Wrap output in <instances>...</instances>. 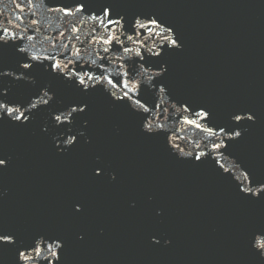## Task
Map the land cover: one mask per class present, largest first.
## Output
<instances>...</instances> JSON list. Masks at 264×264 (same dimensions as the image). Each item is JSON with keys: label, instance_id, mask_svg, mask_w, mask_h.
I'll list each match as a JSON object with an SVG mask.
<instances>
[{"label": "water", "instance_id": "1", "mask_svg": "<svg viewBox=\"0 0 264 264\" xmlns=\"http://www.w3.org/2000/svg\"><path fill=\"white\" fill-rule=\"evenodd\" d=\"M3 28L0 97L27 119L0 114V264L57 239L62 264H264V182L64 0H0Z\"/></svg>", "mask_w": 264, "mask_h": 264}, {"label": "snow or ice", "instance_id": "2", "mask_svg": "<svg viewBox=\"0 0 264 264\" xmlns=\"http://www.w3.org/2000/svg\"><path fill=\"white\" fill-rule=\"evenodd\" d=\"M28 2L30 3V0H28ZM19 6V5H18ZM60 11H62L64 13V15L69 16V15H73V11L69 10V9H60ZM75 11L81 12L83 13L85 11V6L84 4H80L78 8L75 9ZM21 21L23 20V17H20ZM92 19L97 20L99 22V24L101 26H103L104 28H106L109 32H114L115 29H113L111 26L112 25H116V26H120L121 25V20L119 19H113L111 17V12L108 8H104L100 11V13L97 14H93ZM32 23H36V21H32ZM137 25L140 28L146 29L148 32H152L153 28L156 29H160L161 28V22L158 19H149L147 24H143L141 23L139 20H137ZM171 31V28H168L165 30V32ZM11 36V39L15 40L16 34L15 32H10V28H3L0 29V42H4L5 39L8 36ZM114 37L109 36L107 39H104L102 42L105 44H109L112 42ZM131 39V37H129ZM165 39L168 41V43L174 47H179V44L177 43L176 39H171L167 36H165ZM105 51H107V49H105ZM125 51H130V49H125ZM158 54V53H157ZM54 67H59L58 64H54ZM23 67L28 68L30 67L29 64H24ZM89 79H92V77H89ZM99 79V78H96ZM81 84L85 83L84 79H80L79 81ZM109 83H111V81L109 80ZM127 95V93H125V96ZM121 99H123L124 97H120ZM45 103H47V101H45ZM85 107L86 106H77V107H73L71 109V112L69 113L68 117H65V121H67L68 123H71V119H74V117H72V113L77 112V108L79 109V112H84L85 111ZM3 112H6L8 115H12L13 113H16L15 115V119L16 120H22V119H27L24 116V113L20 112L18 108L15 107H7V105H5L2 102V97H0V114H2ZM197 115L202 118V119H209V114L207 112H200L197 113ZM69 117H71V119H69ZM255 114L254 113H249L247 115V120L252 121L254 120ZM57 122H65L61 120V116L57 115L55 117ZM235 119L237 121H240L242 119L241 115L236 114L235 115ZM199 126V125H197ZM221 131H223V129H221ZM240 136V132L239 131H234L233 132V136L232 138L235 137H239ZM74 139V138H73ZM216 148H219L220 145L216 144L215 145ZM197 160L200 159L199 156L196 157ZM4 163V160L2 158H0V165H2ZM97 174H99L97 172ZM261 191H264V184L261 185ZM15 243V240L13 238V236L10 233H3L0 232V247L3 246H10L12 244ZM31 248V254L28 252L27 249L25 250H18V255L21 261L24 262V264H29L30 261L35 262V264H39V262L41 260L44 261V264H62V259H63V255H64V244L59 241V239H57L54 243H48V244H44V243H37L35 245H31L29 246ZM259 248L261 249L262 252H264V243H261L259 245ZM55 249V250H54ZM43 253V255H42Z\"/></svg>", "mask_w": 264, "mask_h": 264}]
</instances>
